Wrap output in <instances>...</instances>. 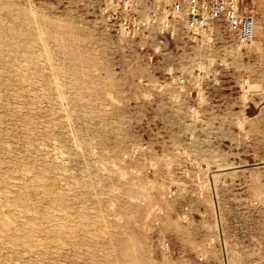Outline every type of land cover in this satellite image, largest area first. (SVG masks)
Masks as SVG:
<instances>
[{
  "label": "rangeland",
  "instance_id": "rangeland-1",
  "mask_svg": "<svg viewBox=\"0 0 264 264\" xmlns=\"http://www.w3.org/2000/svg\"><path fill=\"white\" fill-rule=\"evenodd\" d=\"M248 3L245 49L121 35L105 0H0V264H264Z\"/></svg>",
  "mask_w": 264,
  "mask_h": 264
},
{
  "label": "built area",
  "instance_id": "built-area-1",
  "mask_svg": "<svg viewBox=\"0 0 264 264\" xmlns=\"http://www.w3.org/2000/svg\"><path fill=\"white\" fill-rule=\"evenodd\" d=\"M105 1L107 20L127 37L143 33L172 37L180 28L192 40L213 39L220 32L232 34L239 47L245 49L254 43L256 19L248 0ZM179 82L183 83L184 78Z\"/></svg>",
  "mask_w": 264,
  "mask_h": 264
}]
</instances>
